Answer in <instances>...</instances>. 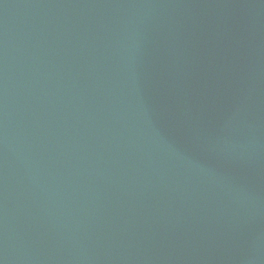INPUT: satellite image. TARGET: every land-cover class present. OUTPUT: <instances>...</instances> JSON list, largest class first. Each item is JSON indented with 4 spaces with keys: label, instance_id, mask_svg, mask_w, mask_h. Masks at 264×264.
I'll use <instances>...</instances> for the list:
<instances>
[{
    "label": "water",
    "instance_id": "obj_1",
    "mask_svg": "<svg viewBox=\"0 0 264 264\" xmlns=\"http://www.w3.org/2000/svg\"><path fill=\"white\" fill-rule=\"evenodd\" d=\"M0 264H264V0H0Z\"/></svg>",
    "mask_w": 264,
    "mask_h": 264
}]
</instances>
